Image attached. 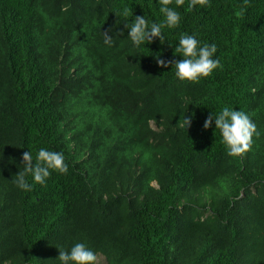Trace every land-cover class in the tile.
<instances>
[{
	"label": "trees",
	"instance_id": "16d2710c",
	"mask_svg": "<svg viewBox=\"0 0 264 264\" xmlns=\"http://www.w3.org/2000/svg\"><path fill=\"white\" fill-rule=\"evenodd\" d=\"M125 6L162 19L157 0H0V264H58L75 242L97 264H264V0L181 7L167 40L140 49ZM193 32L220 67L182 82L154 54L182 59ZM223 106L260 132L241 157L203 127ZM40 147L68 171L22 191L11 179Z\"/></svg>",
	"mask_w": 264,
	"mask_h": 264
},
{
	"label": "clouds",
	"instance_id": "9594fccd",
	"mask_svg": "<svg viewBox=\"0 0 264 264\" xmlns=\"http://www.w3.org/2000/svg\"><path fill=\"white\" fill-rule=\"evenodd\" d=\"M158 11L162 16L157 22H149L145 15H135L127 6L114 12L117 17L125 21L127 39L133 49H140L145 44H151L158 38L163 44L166 39V30L178 28L181 7L187 10L204 8L209 0H157ZM130 18V19H129ZM104 34V44L111 46L113 36ZM171 45V40H168ZM174 47V55L182 57L175 61H165L160 54H154L156 63L162 67L174 66V76L179 81L198 82L202 78L211 76L220 67V60L215 56L216 45L201 43L195 32L180 33ZM146 48V47H145ZM191 117L181 113L179 124L183 128L190 127ZM215 125L219 131L225 150L230 157H241L249 151L253 136H259L256 124L250 116L241 110L229 106L221 107L217 112H210L203 127L208 129ZM23 170L13 175L11 181L22 191H31L33 183L44 185L50 175L55 172L66 174L68 165L62 152L40 147L33 158L30 151L22 154ZM29 178L31 183L29 182ZM59 255L55 259L58 264H97V254L83 242H75L68 248L56 246Z\"/></svg>",
	"mask_w": 264,
	"mask_h": 264
},
{
	"label": "rangeland",
	"instance_id": "374dc122",
	"mask_svg": "<svg viewBox=\"0 0 264 264\" xmlns=\"http://www.w3.org/2000/svg\"><path fill=\"white\" fill-rule=\"evenodd\" d=\"M152 125L155 127V125L152 123ZM154 185H156V183H153ZM98 263H105V258L103 256H99L97 259Z\"/></svg>",
	"mask_w": 264,
	"mask_h": 264
}]
</instances>
